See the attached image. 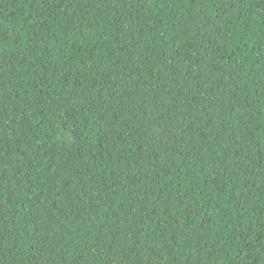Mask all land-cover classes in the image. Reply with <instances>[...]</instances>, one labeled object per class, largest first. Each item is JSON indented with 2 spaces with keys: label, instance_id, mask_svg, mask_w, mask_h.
<instances>
[{
  "label": "trees",
  "instance_id": "obj_1",
  "mask_svg": "<svg viewBox=\"0 0 264 264\" xmlns=\"http://www.w3.org/2000/svg\"><path fill=\"white\" fill-rule=\"evenodd\" d=\"M0 264H264V0H0Z\"/></svg>",
  "mask_w": 264,
  "mask_h": 264
}]
</instances>
